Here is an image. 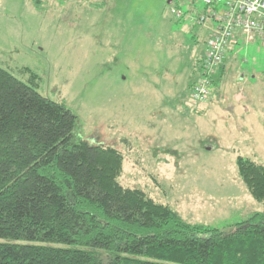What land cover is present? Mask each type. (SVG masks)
I'll list each match as a JSON object with an SVG mask.
<instances>
[{"label":"rangeland","instance_id":"374dc122","mask_svg":"<svg viewBox=\"0 0 264 264\" xmlns=\"http://www.w3.org/2000/svg\"><path fill=\"white\" fill-rule=\"evenodd\" d=\"M188 4L0 0V66L65 104L75 140L118 149L124 186L231 231L264 210L237 166L239 156L264 163V45L236 48L210 95L193 102L206 45L173 12Z\"/></svg>","mask_w":264,"mask_h":264},{"label":"trees","instance_id":"16d2710c","mask_svg":"<svg viewBox=\"0 0 264 264\" xmlns=\"http://www.w3.org/2000/svg\"><path fill=\"white\" fill-rule=\"evenodd\" d=\"M76 124L0 66V264H264V210L231 231L190 223L124 186L123 154L75 140ZM237 166L264 203V163L239 156Z\"/></svg>","mask_w":264,"mask_h":264},{"label":"built area","instance_id":"2783aa9c","mask_svg":"<svg viewBox=\"0 0 264 264\" xmlns=\"http://www.w3.org/2000/svg\"><path fill=\"white\" fill-rule=\"evenodd\" d=\"M188 14L174 7L179 21L206 28L209 37L189 95L197 103L211 93L213 81L225 63L229 48L239 36L245 44L260 40L264 45V0H188Z\"/></svg>","mask_w":264,"mask_h":264},{"label":"crops","instance_id":"0c3cea01","mask_svg":"<svg viewBox=\"0 0 264 264\" xmlns=\"http://www.w3.org/2000/svg\"><path fill=\"white\" fill-rule=\"evenodd\" d=\"M198 30H200V31H202V32H204V35L202 36V38H203V41L205 42V45H206V41H207V37H206V35H209V30L208 29H206V28H197ZM243 44H244V46H247L248 44H245V41H244V39L242 38V36H239L238 38H237V40L235 41V43H233L232 45H231V47H230V49H229V56L227 57V59H226V61H225V63H224V68L222 69V73H224L225 72V69H226V67L227 66H225V64L228 62V61H233V60H235V57L236 56H233V54H236V55H238L239 54V52L238 51H240V50H236V48H240V46H241V48L242 47H244L243 46ZM206 48V47H205ZM234 57V58H233ZM209 101V100H208Z\"/></svg>","mask_w":264,"mask_h":264}]
</instances>
